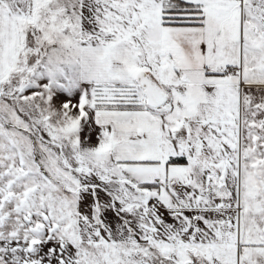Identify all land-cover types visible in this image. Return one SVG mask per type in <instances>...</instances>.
I'll list each match as a JSON object with an SVG mask.
<instances>
[{
	"label": "snow or ice",
	"instance_id": "snow-or-ice-1",
	"mask_svg": "<svg viewBox=\"0 0 264 264\" xmlns=\"http://www.w3.org/2000/svg\"><path fill=\"white\" fill-rule=\"evenodd\" d=\"M0 264H264V0H0Z\"/></svg>",
	"mask_w": 264,
	"mask_h": 264
}]
</instances>
